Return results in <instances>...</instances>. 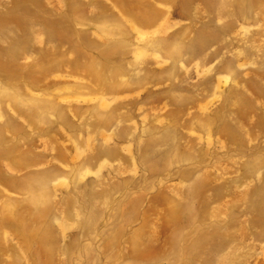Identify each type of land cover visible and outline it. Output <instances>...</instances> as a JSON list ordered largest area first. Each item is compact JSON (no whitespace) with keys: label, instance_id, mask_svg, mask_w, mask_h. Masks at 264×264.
I'll list each match as a JSON object with an SVG mask.
<instances>
[{"label":"rangeland","instance_id":"374dc122","mask_svg":"<svg viewBox=\"0 0 264 264\" xmlns=\"http://www.w3.org/2000/svg\"><path fill=\"white\" fill-rule=\"evenodd\" d=\"M0 170V264H264V0H0Z\"/></svg>","mask_w":264,"mask_h":264},{"label":"crops","instance_id":"0c3cea01","mask_svg":"<svg viewBox=\"0 0 264 264\" xmlns=\"http://www.w3.org/2000/svg\"><path fill=\"white\" fill-rule=\"evenodd\" d=\"M25 184L22 181H18V179H15L14 182L11 183V180L7 175L4 173L2 174L0 170V229L1 228H7L12 230L13 228H17V220L12 218V209L10 207L11 201L9 200V197L4 195L5 190H19L24 189ZM14 204H16V201H13ZM49 228V224L46 226ZM4 244L2 239V233L0 230V251H3Z\"/></svg>","mask_w":264,"mask_h":264}]
</instances>
